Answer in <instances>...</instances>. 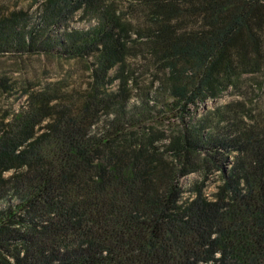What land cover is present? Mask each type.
I'll return each mask as SVG.
<instances>
[{
	"label": "trees",
	"instance_id": "obj_1",
	"mask_svg": "<svg viewBox=\"0 0 264 264\" xmlns=\"http://www.w3.org/2000/svg\"><path fill=\"white\" fill-rule=\"evenodd\" d=\"M13 14L0 52L86 68L40 90L0 75V264H264V0ZM74 14L93 22L46 30Z\"/></svg>",
	"mask_w": 264,
	"mask_h": 264
},
{
	"label": "rangeland",
	"instance_id": "obj_2",
	"mask_svg": "<svg viewBox=\"0 0 264 264\" xmlns=\"http://www.w3.org/2000/svg\"><path fill=\"white\" fill-rule=\"evenodd\" d=\"M44 5L45 0H0V18L14 17L13 13H16L20 19L19 27H24L25 30L35 27L41 30L43 27L41 14L44 11ZM90 19L85 17L80 20L78 14L71 17H60L54 24L49 25L46 30L48 29L50 34L53 35L60 33L66 26L69 28H83L93 22ZM8 50L0 52V75L5 74L11 80L24 83V86L31 90L51 87L64 78L69 70L81 71L86 68L83 60H69L65 55L59 53H45L38 50L26 52L23 48H17V46L9 47ZM22 89L19 88L9 99L13 109L17 110L25 102V95L20 93ZM230 98L232 97L224 94L218 102ZM213 103V101L207 102L208 105ZM197 177L196 174L187 176L181 180V184L188 187L189 183ZM213 186V182L209 181L205 192L209 194L213 190Z\"/></svg>",
	"mask_w": 264,
	"mask_h": 264
}]
</instances>
